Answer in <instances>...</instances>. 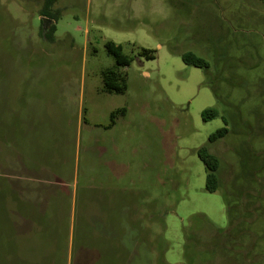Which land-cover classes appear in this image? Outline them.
<instances>
[{"label": "rangeland", "instance_id": "obj_1", "mask_svg": "<svg viewBox=\"0 0 264 264\" xmlns=\"http://www.w3.org/2000/svg\"><path fill=\"white\" fill-rule=\"evenodd\" d=\"M45 1L0 0V264H264V0H59L54 42ZM110 41L134 58L125 94L103 91ZM32 150L73 194L54 241L16 216Z\"/></svg>", "mask_w": 264, "mask_h": 264}, {"label": "crops", "instance_id": "obj_2", "mask_svg": "<svg viewBox=\"0 0 264 264\" xmlns=\"http://www.w3.org/2000/svg\"><path fill=\"white\" fill-rule=\"evenodd\" d=\"M2 123L0 125L4 128ZM31 126L29 135L35 129L33 125ZM31 153L32 157L27 165L19 158L13 163L17 169L16 173H11L17 181L14 187L17 194L16 216L22 220V226L38 227V230L28 233L29 235H42L50 239L48 241H54V226L63 222L67 208H71L73 198L71 186L63 178L62 160L51 156L44 162L33 150ZM4 191L6 190H2L0 194ZM17 223L19 224V221ZM28 232L32 231L28 230ZM21 237L25 239V235L21 234Z\"/></svg>", "mask_w": 264, "mask_h": 264}, {"label": "trees", "instance_id": "obj_3", "mask_svg": "<svg viewBox=\"0 0 264 264\" xmlns=\"http://www.w3.org/2000/svg\"><path fill=\"white\" fill-rule=\"evenodd\" d=\"M59 2V0H46L44 7L41 11L42 21L48 20V23L53 21L55 24L46 32L42 29V35L45 40L49 42L55 41V33L57 30L56 23L59 20L58 12L53 11V7ZM45 24V23H44ZM107 52L115 60L116 67L109 68L102 73L103 79V91L109 94H125L128 90L127 75L119 70V68L130 67L134 61L133 57H130L124 53V47L117 45L114 42H107L105 45ZM156 52L153 50L141 48L138 51V55L146 60H155ZM183 61L189 66L197 68H209V63L204 59L197 57L193 53H186L183 55ZM127 109H120L112 113V121L118 119L119 116H125ZM203 120L205 122L214 120L220 116V112L217 109L210 108L203 112ZM226 126L217 130L209 138V143L214 144L219 140H222L228 136L230 130L228 129V121L224 118ZM198 155L201 161L204 163L207 171L206 190L209 193H216L219 190V170L221 166L220 159L210 152L207 146H203L198 150ZM229 212L231 208L229 207Z\"/></svg>", "mask_w": 264, "mask_h": 264}, {"label": "water", "instance_id": "obj_4", "mask_svg": "<svg viewBox=\"0 0 264 264\" xmlns=\"http://www.w3.org/2000/svg\"><path fill=\"white\" fill-rule=\"evenodd\" d=\"M48 20L47 19H44V23H47ZM50 23H54L53 21H51Z\"/></svg>", "mask_w": 264, "mask_h": 264}, {"label": "flooded vegetation", "instance_id": "obj_5", "mask_svg": "<svg viewBox=\"0 0 264 264\" xmlns=\"http://www.w3.org/2000/svg\"><path fill=\"white\" fill-rule=\"evenodd\" d=\"M46 24H48V22H47V23H45L44 25H46Z\"/></svg>", "mask_w": 264, "mask_h": 264}]
</instances>
